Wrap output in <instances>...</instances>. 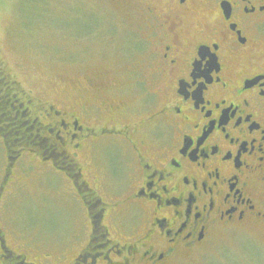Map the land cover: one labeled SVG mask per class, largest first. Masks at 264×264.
I'll return each instance as SVG.
<instances>
[{"label":"flooded vegetation","instance_id":"flooded-vegetation-1","mask_svg":"<svg viewBox=\"0 0 264 264\" xmlns=\"http://www.w3.org/2000/svg\"><path fill=\"white\" fill-rule=\"evenodd\" d=\"M130 2L143 34L127 78L86 87L106 97L58 106L0 88L13 154L0 182V264H171L264 235V0ZM23 158L80 203L68 255L34 254L5 223Z\"/></svg>","mask_w":264,"mask_h":264},{"label":"rangeland","instance_id":"rangeland-1","mask_svg":"<svg viewBox=\"0 0 264 264\" xmlns=\"http://www.w3.org/2000/svg\"><path fill=\"white\" fill-rule=\"evenodd\" d=\"M130 1L0 0V65L12 83H0L1 90L10 88L9 97L25 91L58 106L106 97L103 90L86 87L102 77L127 78L129 45L143 34L135 31L141 10ZM144 91L135 92V98ZM10 156L0 135V182ZM27 162L21 160L20 177L9 184L5 223L15 231L16 243H27L34 254L68 255L83 221L80 203L67 192L64 179L42 175L37 160ZM171 264H264V235L223 239L193 259Z\"/></svg>","mask_w":264,"mask_h":264},{"label":"trees","instance_id":"trees-1","mask_svg":"<svg viewBox=\"0 0 264 264\" xmlns=\"http://www.w3.org/2000/svg\"><path fill=\"white\" fill-rule=\"evenodd\" d=\"M1 66L2 65H0V83H1V85L3 86L4 83H6V82L9 83V84H12L11 81H10V79H8V78L5 79V74H3V71H2ZM2 100L3 99H0V103H3Z\"/></svg>","mask_w":264,"mask_h":264}]
</instances>
